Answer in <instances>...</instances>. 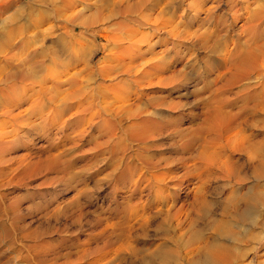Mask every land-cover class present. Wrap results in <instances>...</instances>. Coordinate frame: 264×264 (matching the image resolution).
Returning a JSON list of instances; mask_svg holds the SVG:
<instances>
[{"label": "rangeland", "instance_id": "rangeland-1", "mask_svg": "<svg viewBox=\"0 0 264 264\" xmlns=\"http://www.w3.org/2000/svg\"><path fill=\"white\" fill-rule=\"evenodd\" d=\"M67 1L13 0L7 11L0 10V36L7 34L5 30L13 25L18 37L36 32H43L47 37L50 34L49 39L68 36L67 41L70 39L68 42L75 48V58L81 52L77 54L80 48L78 41L83 44L86 39L84 46L92 51L95 65L105 54L115 53L118 47L129 45L126 40L114 49V46H108L106 37L114 33L118 37L124 34L123 38L128 36L136 41L151 27L150 39L138 46L142 50V58L148 59L149 63L162 60L160 62L166 65L163 66L166 67L164 75L168 78L159 82L152 76V81L150 78L143 83L132 84L126 68L121 67L117 72L114 70L112 76L97 75L83 82L91 92L89 95L97 102L112 103L131 91L130 99L134 104L138 99L143 104L150 103L149 107L143 105L135 114L146 109L157 111L149 118L151 133L144 141L134 140L133 130L128 126L136 120L127 114L124 119H118L125 127L124 135L117 138L118 142L114 139L109 143L106 142L107 132L100 128L89 130L75 142L71 138L73 131L69 129L58 132L62 137L66 133L64 138H50L49 126L33 123L42 121L40 116L31 119L32 128L18 124L21 136L18 143L0 154V264H264V92L261 90L264 86L258 79L264 73V53L256 52L254 73L239 77L231 84L225 83L230 72L229 54L225 53L233 50L236 44L245 52L250 45L253 48V44L255 46L264 38V19L255 17L264 10V0H144V5L135 7V13L126 15L133 21L140 15H148L145 29L143 25L136 27L126 21V15H123L125 20L122 16V19L115 17L111 6L105 7L104 16L98 18L101 14L99 7L103 3L99 0ZM196 1L202 8L194 4ZM130 2L134 5L138 0ZM79 3H86L90 8L74 18L73 8ZM169 6H174L171 13H168ZM197 6L203 12L197 13ZM251 7L254 11H250ZM161 13H166L164 20L173 15L175 24L180 26L177 31L160 24L164 23L159 17ZM244 17L249 19L246 21ZM30 20L37 22H34L35 26ZM120 21L124 25L131 24L135 32H130L128 27L122 28ZM250 22L254 27L247 29ZM5 23L10 27L3 29ZM21 25L25 28L20 29ZM48 25H52V29ZM239 34L242 37L239 38ZM218 46H222L224 51ZM7 51L4 46L0 51V61ZM76 66L79 69L84 64L80 62ZM224 75L227 78L220 79ZM171 77L174 78L171 80ZM219 85H223L221 94ZM115 86H118L117 90ZM4 94L6 92L0 91V104L10 96V93ZM215 110L219 111L218 115ZM56 131L51 129L50 134ZM116 145L118 150L114 148ZM65 147L68 150H64ZM142 176L144 179L138 190L132 185ZM132 191L138 194L134 195ZM158 192L163 193L159 195ZM128 198L132 202L128 203ZM170 207L172 213L178 212L175 213L178 217H164ZM137 208H141L144 214ZM161 208L163 212L159 213ZM122 221L124 226L121 227L119 223ZM146 221L150 222L145 225ZM131 224L134 228L128 234ZM198 248H204L201 254L195 252ZM219 249L229 256L226 259L213 256V252Z\"/></svg>", "mask_w": 264, "mask_h": 264}, {"label": "bare ground", "instance_id": "bare-ground-1", "mask_svg": "<svg viewBox=\"0 0 264 264\" xmlns=\"http://www.w3.org/2000/svg\"><path fill=\"white\" fill-rule=\"evenodd\" d=\"M12 1L13 0H3L0 4V10H5L7 11L11 5H12ZM66 3L67 0H64ZM89 1V0H88ZM98 1V0H97ZM110 1V2H109ZM133 1V0H131ZM201 1V0H199ZM205 2V0H203ZM221 1V0H220ZM223 1V0H222ZM243 1V0H242ZM246 2V0H244ZM258 1V0H257ZM69 2V0L67 1ZM72 1H70L71 3ZM91 2V1H90ZM98 2H103L102 5L99 7L101 14L98 15L101 18V16H104L103 14V9L107 6H111L113 8V15L115 17H123V15L125 16L127 13H135L136 12V8H138V4L140 6L145 4L144 0H138V2L136 4L133 5V3L130 2V0H99ZM163 2V1H162ZM194 2V1H193ZM207 2V1H206ZM213 2V1H212ZM240 2V1H238ZM262 2V1H261ZM97 3V2H96ZM168 3V1H167ZM201 3V2H200ZM208 3V2H207ZM215 3V2H214ZM213 3V4H214ZM228 3V2H227ZM253 3V2H252ZM251 3V4H252ZM255 3V1H254ZM258 3V2H257ZM99 4V3H98ZM152 4V3H151ZM195 5L197 4L194 3ZM217 4V3H216ZM243 4V3H242ZM260 4V2L258 3ZM258 4L256 7H258ZM74 5V4H73ZM163 5V4H162ZM199 5V3L197 4ZM204 5V3L202 4ZM220 5V4H219ZM229 5V4H228ZM227 5V6H228ZM245 5V4H244ZM248 5V4H247ZM67 6V5H66ZM70 6V5H69ZM149 6V5H148ZM151 6V5H150ZM165 6V5H164ZM168 6V5H167ZM200 6V5H199ZM206 6V4H205ZM226 6V7H227ZM236 7V5H234ZM233 6V7H234ZM254 6V5H253ZM260 6V5H259ZM78 7V8H77ZM136 7V8H135ZM147 7V6H146ZM196 7V6H195ZM198 7V6H197ZM204 7V6H203ZM212 7V6H211ZM210 7V8H211ZM231 7V6H230ZM238 7V5H237ZM249 7V6H247ZM255 7V6H254ZM253 7V8H254ZM262 7V6H261ZM264 7V6H263ZM90 8V6L86 3H79L78 5L76 4L75 7L73 8L75 11L70 10L69 12H72V16L78 17L81 16L82 14H84L85 11H88V9ZM167 8V7H166ZM200 8H202V6H200ZM199 7L197 8L200 9ZM251 7L250 11L253 9ZM56 9V8H55ZM76 9H78L76 11ZM95 9V8H94ZM109 9L111 10V8L109 7ZM149 9V8H148ZM154 9V6H153ZM174 9V6H169V10L168 13H171V11ZM108 10V9H107ZM138 10V9H137ZM141 10V9H140ZM196 10V9H195ZM205 10V9H203ZM208 10V9H207ZM206 10V12H207ZM245 10V9H243ZM35 11V10H33ZM58 11V10H57ZM55 10V12H57ZM96 11V10H95ZM105 11V10H104ZM202 10H198V12H200ZM236 11H238V9H236ZM247 11V10H245ZM254 11V9H253ZM264 11V10H263ZM261 11L259 15H256L255 17H259V19H264V15H262L261 13L263 12ZM68 12V13H69ZM140 12V11H139ZM149 12V11H148ZM152 12V11H150ZM149 12V13H150ZM158 12V11H157ZM173 12V11H172ZM176 12V11H175ZM174 12V13H175ZM203 12V11H202ZM211 12V11H210ZM213 12V11H212ZM229 12V10H228ZM34 13V12H33ZM107 13V12H105ZM167 13V12H166ZM166 13H161L162 16L160 15L159 17L162 18L163 22H160V24L163 25H168L169 27L172 28V30H176L178 29L179 24H175V20L173 18V15H171L169 18H167L166 20H164V17L166 16ZM214 13V12H213ZM232 13V12H231ZM235 14V18L237 17V12H234ZM240 13V12H239ZM248 13V12H247ZM252 13V12H251ZM256 13V12H254ZM51 14V13H50ZM141 14V13H140ZM250 14V13H249ZM264 14V13H263ZM37 15V14H35ZM57 15V13H56ZM255 15V14H254ZM58 16V15H57ZM111 16V15H110ZM134 16V15H133ZM227 16V15H226ZM225 16V17H226ZM231 16V15H230ZM243 16V15H242ZM248 16V15H247ZM32 17V16H31ZM38 17V16H36ZM36 17L34 19H36ZM122 17L120 19H122ZM130 17V16H129ZM129 17H125L126 21L131 22V24H133L134 26H138L140 27L141 25L144 26V29L148 26L146 25V22L149 21V16L148 15H140L138 16L137 20H132V18L130 19ZM224 17V18H225ZM246 17V16H245ZM244 17V19H246ZM249 17V16H248ZM247 17V18H248ZM39 18V17H38ZM65 18V17H64ZM67 18V17H66ZM71 18V17H70ZM136 18V17H135ZM155 18V17H154ZM240 18V17H239ZM32 19V18H30ZM48 19V18H47ZM50 19V17H49ZM68 19V18H67ZM79 19V18H78ZM77 19V20H78ZM84 19V18H83ZM88 19V18H87ZM97 19V18H96ZM106 17L103 18V20L105 21ZM112 19V18H111ZM124 19V17H123ZM124 19V20H125ZM231 19L233 20V18L231 17ZM249 19V18H248ZM246 19V21L248 20ZM33 20V19H32ZM37 20V19H36ZM39 20V19H38ZM41 20V18H40ZM66 20V19H65ZM86 20V18H85ZM93 20V19H92ZM100 20V19H99ZM98 20V21H99ZM113 20V19H112ZM117 20V19H116ZM159 20V19H158ZM240 20V19H239ZM261 20V21H262ZM68 21V20H67ZM74 21V20H73ZM87 21V20H86ZM102 21V20H101ZM154 21V20H153ZM215 21V20H214ZM221 21V20H220ZM223 21V20H222ZM237 21V20H236ZM245 21V20H244ZM250 21V20H249ZM264 21V20H263ZM29 22V21H27ZM25 22V23H27ZM31 24L33 21H31ZM36 22V21H34ZM33 22V23H34ZM43 22V21H42ZM79 22V21H78ZM115 22V21H114ZM117 22V21H116ZM122 23V21H120ZM259 22V21H258ZM24 23V25H25ZM37 23V22H36ZM32 24L35 26V24ZM85 23V22H84ZM83 23V24H84ZM126 23V22H125ZM245 23V22H244ZM257 23V22H256ZM28 24V23H27ZM39 24V23H38ZM37 24V25H38ZM48 24V23H47ZM111 24V22H110ZM123 27L129 29L130 32H135L134 28L128 26V25H124V23H122ZM137 24V25H136ZM3 25V24H1ZM19 25V24H18ZM31 25V27H32ZM41 25H44V23H41ZM246 25V24H245ZM22 28L20 27V29H23V25H21ZM33 26V27H34ZM49 26V25H48ZM133 26V27H134ZM10 26H8L6 23L5 25H3V29L4 28H8ZM14 27V28H12ZM18 27V26H17ZM29 27V26H27ZM40 27V26H39ZM42 27V28H43ZM49 27H51L50 29H52V25H50ZM83 27V26H82ZM167 27V26H166ZM180 27V26H179ZM254 27V25L252 24V22H250L249 24H247V29ZM25 28V27H24ZM41 28V27H40ZM66 28V27H65ZM170 28V29H171ZM31 29V28H29ZM33 29V28H32ZM34 29H38V27H34ZM49 29V31H50ZM59 29V28H58ZM138 29V28H137ZM169 29V28H168ZM167 29V30H168ZM260 29H262L261 27H259V31H261ZM15 30L16 27L13 25L11 26V28L6 29L5 31L7 32V34H3V36H0V51L2 50V48L4 46L7 47L8 49V53L4 56L3 60L0 61V85L2 86V88L0 89L1 92H6V94L10 93L9 97L6 98V100L0 104V154H3V152H6L7 148L11 145L17 144L20 133H18V129L19 126L18 124H26V125H30L29 127H31L32 125L30 124L31 122H33L31 119L33 117H37V119L39 118L38 116H40V119L42 121H35L33 123H35V125L38 126H43V127H48L49 126V131H48V136H54V139H61L66 137V133L63 135H60L61 132L63 133V130L69 129L72 130L73 132H71V138L73 141L76 142V140L79 139V137H82L86 132H88L89 130L93 131L96 129H102L103 131L107 132V136H108V140L106 142H113L114 139L117 140L118 137H120L121 135H124L123 133H125V128L124 126H121V123L118 121L119 118H123L125 117V115L127 114L128 117H134L135 118V122L131 123L128 127H130V129H132V135L134 140H138L140 142V140L144 141L146 138L148 139L149 134L151 133V129L149 127V123L151 122L149 119L150 117L154 116L155 113H157V111L155 109H153L152 111L149 109H146L145 111H142L140 114L135 115L140 109L141 107L144 105L146 108L150 106V103H144L143 101H140V99H138V103L132 102V100L130 99V95H131V91H129L125 96L122 97L120 96L116 101H113L112 103H109V105H107L108 103H103L101 102H97L95 99H93L89 94L87 87L83 85V82L85 79H87V81L94 79V76L97 75H105L106 76H112L114 73V70H117L121 67H125V71L127 72L126 74L129 76V80L132 82V84H139L142 81L144 82L145 80H148L151 78V81L154 80L152 79V76H154L159 82H164L165 80H167V78L165 77V73L166 65H163L162 60L158 61L157 63L153 62L154 64H151L148 62V59H144L143 57V53L142 50L139 48V44L144 43L146 41H148V39H150L148 37L149 33L152 32V28L150 27V29L148 28L146 33L141 34V38H138L136 41H133V38H123V36H116L117 34L114 33V35H112L111 37H106L108 39V46L112 45L114 46L113 48L115 49V47H118L119 44H124V41L128 40L129 41V45L128 46H123V47H118L119 50H117L115 53H108L105 54L103 57H101V59L98 61V64H93V56H92V51L89 52L88 49H86L87 46H84L85 41L83 44H81V40L78 41H74L76 42L78 45L77 49V54L80 52V56H74V47L73 44L71 42L70 39L67 41V37L63 38L62 37H56L49 39L50 34L47 35L43 34V32H36L35 34H29L27 36H23V37H18L15 34ZM26 30V29H24ZM46 31V29H44ZM48 30V28H47ZM76 29H74L75 31ZM166 30V31H167ZM252 30V29H251ZM29 31V30H28ZM44 31V33H46ZM55 31V30H54ZM72 31V30H70ZM128 31V32H129ZM139 31V30H138ZM163 31V30H162ZM177 31V30H176ZM258 31V32H259ZM264 31V29L262 30ZM51 32V31H50ZM48 32V33H50ZM86 32V31H85ZM137 32V30H136ZM144 32V31H143ZM160 32V31H159ZM180 32V31H178ZM208 32V31H207ZM205 32L203 35L205 36L206 33ZM254 32V31H252ZM30 33V31H29ZM32 33V31H31ZM71 33V32H70ZM84 33V32H83ZM122 33V32H121ZM126 33V32H125ZM156 33V32H155ZM172 33V31H171ZM196 33V32H195ZM201 33V32H200ZM255 33H257V31H255ZM254 33V34H255ZM264 33V32H262ZM1 34V33H0ZM54 34V32H53ZM60 34V33H59ZM64 34V33H63ZM76 34V33H75ZM119 34V33H118ZM138 34V33H136ZM169 34V33H168ZM198 34V33H197ZM209 34V33H208ZM212 34V33H210ZM243 34V33H242ZM253 34V35H254ZM259 34V33H258ZM24 35V34H23ZM52 35V32H51ZM56 35V34H54ZM58 35V34H57ZM81 35V34H80ZM84 35V34H83ZM135 35V34H134ZM152 35V34H151ZM216 34H214L215 36ZM228 35V34H227ZM241 34H239V38L242 37L240 36ZM115 36V37H114ZM140 36V35H139ZM170 36V35H169ZM212 36V35H211ZM213 36V37H214ZM222 36V35H220ZM219 36V37H220ZM264 36V35H263ZM104 37V36H103ZM134 37V36H133ZM216 37H218L216 35ZM215 37V38H216ZM224 37V36H223ZM225 37H227L225 35ZM224 37V38H225ZM246 39V36H244ZM243 37V38H244ZM20 40L17 42V39ZM86 38V37H85ZM205 38V37H204ZM238 38V39H239ZM254 38V37H253ZM259 38V37H258ZM261 38V37H260ZM72 39V38H71ZM79 39V38H78ZM136 39V38H135ZM217 40L219 38H216ZM244 39V40H245ZM256 39V38H255ZM77 40V39H75ZM204 40V39H202ZM207 40V39H206ZM220 40V39H219ZM229 40V39H228ZM250 39H248L249 41ZM150 41V40H149ZM199 41H201L199 39ZM247 41V42H248ZM257 41V40H255ZM223 42V41H222ZM233 42V40H232ZM246 42V41H245ZM244 42V43H245ZM258 42V41H257ZM260 42V43H259ZM258 44H256L254 46L253 44V48L250 45L248 47L249 50L247 51H243L241 50L242 46L240 47H236L238 46L236 43V46L233 47L234 49L231 50L229 53H225L226 55L229 54L230 58V64L228 67V72H229V78L226 77V75L220 77L224 78L226 77V81L225 83H230L239 78V77H246L247 75L254 73L253 71L256 70V58H257V53L256 52H262L264 53V38L262 39V42L259 41ZM80 43V44H79ZM88 43V41L86 42ZM91 43V42H90ZM200 43V42H198ZM230 43V42H229ZM250 43V42H249ZM248 43V44H249ZM256 43V42H255ZM92 44V43H91ZM147 44V43H146ZM151 44V43H150ZM221 44V43H220ZM225 44V43H224ZM232 44V43H230ZM232 44V45H235ZM86 45V44H85ZM228 44H226L225 46H227ZM76 46V44H75ZM120 46V45H119ZM144 46V45H143ZM148 46V45H147ZM102 47V46H101ZM215 47V46H214ZM219 47V46H218ZM222 46H220L219 50H223L221 48ZM224 47V46H223ZM77 48V47H76ZM104 48V47H103ZM105 48H107V46H105ZM109 48V47H108ZM148 48V47H147ZM228 48V47H227ZM231 49V47H229ZM247 48V47H246ZM214 49V48H213ZM146 50V49H145ZM218 49H215V51H217ZM218 50V51H219ZM227 50V49H226ZM109 51V49H108ZM147 51V50H146ZM217 51V52H218ZM224 51V50H223ZM229 51V50H228ZM148 53V52H147ZM256 53V54H255ZM145 54V53H144ZM142 55V56H141ZM223 56V54H221ZM221 55L219 56L221 58ZM2 56V55H1ZM146 55H144L145 57ZM225 57V55L223 56ZM262 57V55H261ZM2 58V57H0ZM146 58V57H145ZM226 58V57H225ZM223 58V59H225ZM264 59V58H263ZM150 60V59H149ZM159 60V59H157ZM222 60V59H221ZM262 60V59H261ZM152 61V60H150ZM226 61V60H225ZM82 62L84 64L83 68H79L76 66L77 63ZM170 63V62H169ZM227 63H228V59H227ZM262 63V62H261ZM165 64V63H164ZM223 64V63H222ZM168 65V64H167ZM228 65V64H227ZM262 65V64H261ZM260 65V66H261ZM263 65H264V61H263ZM221 68V67H220ZM264 68V67H263ZM123 70V69H122ZM124 71V70H123ZM258 71V70H257ZM87 72V76H84V73ZM119 72V71H118ZM122 72V71H121ZM225 72V71H224ZM261 72V71H260ZM264 72V71H263ZM259 73V72H257ZM116 74V73H115ZM119 74V73H118ZM126 74H124L126 76ZM164 75V76H163ZM260 75V74H258ZM115 76V75H114ZM261 76V75H260ZM102 77V76H100ZM153 77V78H154ZM219 77V76H218ZM174 77H171V80ZM105 79V78H104ZM103 81L104 84L106 81ZM122 79V78H121ZM217 79V78H216ZM256 79V78H254ZM260 81H262L261 85L262 87L264 86V73L262 74V76L260 78H258ZM124 80V79H123ZM218 80V79H217ZM114 81V80H113ZM97 82V81H96ZM99 82V81H98ZM130 82V83H131ZM142 82V83H143ZM156 81H153V83H155ZM222 82V81H221ZM118 83V82H117ZM121 83H124L123 81ZM129 83V81L127 82ZM147 84V82H145ZM252 83V82H251ZM97 84V83H96ZM95 84V85H96ZM216 84V83H215ZM218 84V83H217ZM223 84V82H222ZM98 85V84H97ZM100 85H102L100 83ZM116 85V84H115ZM151 85V84H150ZM156 85V84H155ZM225 86V84H223ZM223 85H219L220 87V94L222 93L221 88L223 90ZM226 85V86H227ZM107 86V85H106ZM110 86V85H109ZM114 86V84H113ZM124 86V85H123ZM122 86V87H123ZM127 86V85H126ZM136 86V85H135ZM249 86V85H248ZM253 86V85H252ZM96 87V86H95ZM111 87V86H110ZM118 86H115L114 88L117 90ZM140 87V86H139ZM144 87V86H143ZM218 87V86H217ZM216 87V89H217ZM261 87V88H262ZM124 88V87H123ZM226 88V87H225ZM224 88V89H225ZM227 88H230L229 86ZM253 88V87H252ZM103 89V88H102ZM100 89V90H102ZM113 89V88H112ZM107 90V89H106ZM251 90V89H250ZM257 90V89H256ZM264 92V88L261 89ZM96 91V89H95ZM119 91V90H118ZM226 91V90H225ZM111 92V90H110ZM121 92V91H120ZM216 93L218 91H215ZM219 92L217 94H219ZM96 93V92H95ZM107 93V92H106ZM115 93V91H114ZM112 93V94H114ZM119 94V92H117ZM142 93V92H141ZM225 93V92H223ZM4 94V95H6ZM109 94V93H107ZM135 94V93H134ZM255 94V93H254ZM263 94V93H262ZM110 95V94H109ZM116 95V94H115ZM125 95V94H124ZM123 95V96H124ZM258 95H259V91H258ZM96 96V95H95ZM104 96V95H103ZM218 96V95H217ZM256 96V95H255ZM255 96H252L254 98H256ZM263 96V95H262ZM258 97V96H257ZM264 97V96H263ZM94 98H97L94 97ZM225 98V97H224ZM2 99V98H1ZM143 99V98H142ZM111 100V99H110ZM223 101V99H222ZM1 102V101H0ZM166 102V101H165ZM31 104L29 106V104ZM27 107H25V105H27ZM139 104V105H136ZM169 107V106H168ZM218 109V108H217ZM220 109V108H219ZM218 109V110H219ZM223 109V108H222ZM222 109H220V111H222ZM217 115L218 112L217 110H215ZM144 112V113H143ZM223 113V112H221ZM225 113H223L224 115ZM226 115V114H225ZM68 116V118H66ZM235 116V115H234ZM230 117V116H229ZM127 118V116H126ZM125 118V119H126ZM208 118V117H207ZM235 118V117H234ZM36 119V118H35ZM36 119V120H37ZM39 119V120H40ZM124 119V118H123ZM131 119V118H130ZM163 119V118H162ZM122 120V119H121ZM128 120V119H127ZM165 120V119H164ZM131 121V120H130ZM128 121V122H130ZM30 122V123H29ZM32 123V124H33ZM41 123V125H39ZM152 123V122H151ZM215 123V122H214ZM232 123V122H231ZM234 123V122H233ZM123 124V123H122ZM216 124V123H215ZM227 124V123H226ZM156 125V124H153ZM161 125V124H160ZM228 125V124H227ZM152 126V125H151ZM77 127V128H75ZM157 127V125L155 126ZM32 128V127H31ZM22 129V127H21ZM27 129V128H26ZM47 129V128H45ZM51 129H56V133L55 134H50V130ZM76 129V130H75ZM25 130V129H24ZM42 131V130H41ZM40 131V132H41ZM31 132V131H30ZM43 132V131H42ZM153 132V131H152ZM46 133V132H45ZM53 133V132H52ZM103 133V132H102ZM105 133V132H104ZM94 134V132L92 133ZM43 135V134H42ZM61 136V137H60ZM69 136V135H68ZM94 136V135H93ZM106 136V139H107ZM25 137V136H24ZM101 137V136H100ZM125 137V136H124ZM26 138V137H25ZM49 138V139H50ZM68 139L70 137H67ZM66 138V139H67ZM99 139V138H98ZM121 139V138H118ZM21 140V138H20ZM52 140V139H51ZM85 140V139H84ZM115 140V141H116ZM55 141V140H54ZM70 141V140H68ZM86 141V140H85ZM114 141V142H115ZM119 140H117L118 142ZM126 141V140H125ZM57 142V141H56ZM60 142V141H58ZM101 142V141H100ZM74 142H70V144L72 145ZM60 144V143H59ZM69 144V145H70ZM76 145V143H74ZM82 145V143H79ZM119 144V143H118ZM65 145H68L65 143ZM64 145V146H65ZM80 145V146H81ZM15 146V145H14ZM67 147V146H66ZM63 148L64 150H68ZM144 147V146H143ZM55 148V147H54ZM53 148V149H54ZM68 148V147H67ZM76 148V147H75ZM94 148V147H93ZM117 148V145L116 147ZM113 148V149H114ZM125 148V147H124ZM58 149V147L56 148ZM55 149V150H56ZM77 149V148H76ZM113 149H111V151H113ZM72 150H73V146H72ZM75 150V149H74ZM95 150V149H94ZM118 150V148H117ZM59 151V150H56ZM63 151V150H61ZM98 151V150H97ZM106 150H104L105 152ZM122 151V150H121ZM135 151V150H134ZM64 153V152H63ZM103 153V152H102ZM111 153V152H110ZM141 153V152H140ZM143 153V152H142ZM60 154V153H59ZM96 154V153H95ZM54 155V154H53ZM52 155V156H53ZM66 155V154H65ZM102 155V154H101ZM55 156V155H54ZM53 156V157H54ZM57 156V155H56ZM59 156V155H58ZM52 157V158H53ZM201 157V156H200ZM56 159V157H54ZM202 159V158H201ZM57 160V159H56ZM59 160V159H58ZM122 161V159H121ZM148 161V160H147ZM200 161V160H199ZM208 162V161H207ZM3 163V162H2ZM198 163V162H197ZM129 165V164H128ZM125 166V165H124ZM120 167V166H119ZM157 167V166H154ZM195 169H197L196 166H194ZM120 169V168H119ZM124 169V168H123ZM189 169V168H188ZM194 169V170H195ZM190 171L191 168L189 169ZM125 171V170H124ZM258 171V170H257ZM255 171V172H257ZM262 171V170H261ZM264 172V171H263ZM189 173V171H188ZM163 175V174H162ZM161 175V177H162ZM135 176V175H134ZM158 176V175H157ZM166 176V175H164ZM169 177V176H168ZM134 179V177H132ZM166 178V177H165ZM144 177H140L136 180V182L134 183V186L136 189L140 186L141 182L143 181ZM163 178H161L160 180H162ZM167 179V178H166ZM151 179H149L150 181ZM154 180V179H152ZM159 180V179H157ZM165 180V179H164ZM135 181V180H134ZM148 182V181H146ZM162 182V181H161ZM160 182V183H161ZM164 182V181H163ZM150 183V182H149ZM152 183V182H151ZM146 184V183H145ZM148 184V183H147ZM158 184V183H157ZM160 185V184H159ZM260 185V184H259ZM158 186V185H157ZM143 187V186H142ZM134 188V189H135ZM144 188V187H143ZM152 187H150L151 189ZM261 188V187H260ZM146 189V188H145ZM153 189V188H152ZM241 189V188H240ZM139 190V188H138ZM137 190V191H138ZM142 190V189H141ZM156 190V189H154ZM136 191V190H134ZM145 191V190H144ZM133 192V191H132ZM200 192V191H199ZM134 193V192H133ZM140 193V192H139ZM159 195H161V193L163 192H158ZM136 194V192L134 193V195ZM138 194V192H137ZM136 194V195H137ZM201 194V193H198ZM156 195V194H155ZM158 195V196H159ZM163 195V194H162ZM155 197V196H154ZM198 197V196H197ZM200 197V196H199ZM133 198V196H132ZM135 198V197H134ZM140 198V197H139ZM157 198V196H156ZM162 199L166 200V198H164L163 196H161ZM138 199V198H136ZM128 198V203L132 202L130 201ZM139 201V200H138ZM125 202V201H124ZM136 202V201H135ZM164 202V201H163ZM152 203V202H151ZM161 203V202H160ZM134 204V203H133ZM165 204V203H164ZM126 205V204H125ZM130 206V205H129ZM137 206V205H136ZM136 206H133L132 208H135ZM167 206V205H166ZM145 207V206H144ZM143 207V208H144ZM164 207V205H163ZM136 209V208H135ZM137 209H141V208H137ZM172 207L169 208V210L166 211V214L164 217L166 218H172V217H178L177 214L178 212H174L172 213L171 211ZM142 210V209H141ZM145 210V209H144ZM143 211V210H142ZM128 212V211H127ZM163 209L161 208V210L159 211V213H162ZM141 213V212H140ZM147 213V212H146ZM135 214V213H134ZM144 214V211L143 213ZM148 214V213H147ZM180 214V212H179ZM129 214H127L128 216ZM126 216V217H127ZM146 216V215H145ZM129 217V216H128ZM159 217V216H158ZM136 218V217H135ZM147 218V217H146ZM150 218V217H149ZM127 219V218H126ZM138 219V218H137ZM140 219H143L140 218ZM145 219V218H144ZM148 219V218H147ZM146 219V220H147ZM162 219V218H160ZM173 219V218H172ZM125 220V219H124ZM129 220V219H128ZM132 218L130 216V222H131ZM135 221V220H134ZM151 221V219H150ZM150 221H146V223H144L145 225L148 224L147 222ZM165 221V220H164ZM164 221L162 220L161 222L164 223ZM139 222V221H137ZM135 221V223H137ZM123 223V221L121 223H119V225H121ZM134 223V222H132ZM134 223V224H135ZM130 224V223H129ZM133 224V225H134ZM116 225V224H114ZM118 225V228H120ZM127 225V224H126ZM124 225H121V227ZM132 226V224L130 225ZM137 226V225H136ZM138 226H140V224L138 223ZM137 226V227H138ZM143 226V225H142ZM127 227V226H125ZM129 227V226H128ZM127 227V228H128ZM147 229V226H145ZM132 227H129V232L132 230ZM113 229V228H112ZM117 229V226H116ZM121 229V228H120ZM143 229V228H142ZM123 231V229H122ZM143 231V230H142ZM114 232V230L112 231V233ZM114 234V233H113ZM111 234V235H113ZM118 234V233H117ZM131 234V233H130ZM136 234V233H135ZM119 235V234H118ZM138 235V234H137ZM175 235V234H174ZM115 237V234L114 236ZM124 237V236H123ZM119 238V237H117ZM116 238V239H117ZM121 238V237H120ZM123 239V238H121ZM125 242V241H122ZM128 242V240H127ZM126 242V243H127ZM125 243V244H126ZM123 245V244H121ZM166 245V244H165ZM127 246V245H125ZM34 247V246H33ZM162 247V246H161ZM225 248V247H224ZM122 249V248H121ZM228 249V248H227ZM204 250V248H198L196 249L195 252L200 253ZM230 250V249H229ZM120 251V250H119ZM123 251V250H121ZM176 252V251H175ZM196 253V254H197ZM33 255V254H32ZM172 256V255H171ZM213 256L218 257V258H227V253L225 251H215L213 252ZM171 258V257H170ZM184 258V257H183ZM186 258V257H185ZM229 259V258H228ZM222 260V259H221ZM37 261H40L37 260ZM224 262V261H223ZM226 263V262H225ZM43 264V263H41Z\"/></svg>", "mask_w": 264, "mask_h": 264}]
</instances>
